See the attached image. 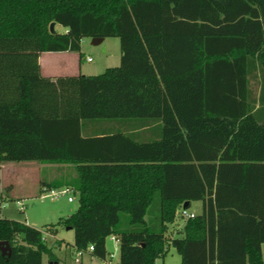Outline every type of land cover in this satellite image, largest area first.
<instances>
[{"label":"trees","instance_id":"trees-1","mask_svg":"<svg viewBox=\"0 0 264 264\" xmlns=\"http://www.w3.org/2000/svg\"><path fill=\"white\" fill-rule=\"evenodd\" d=\"M95 37L120 39L119 66L42 75L41 53ZM23 161L65 167L40 191L79 194L47 227L75 251L105 259L112 236L120 264L171 246L181 264H264V0H0V163ZM187 201L203 211L170 238ZM2 241L0 264L56 256L15 219Z\"/></svg>","mask_w":264,"mask_h":264},{"label":"rangeland","instance_id":"rangeland-1","mask_svg":"<svg viewBox=\"0 0 264 264\" xmlns=\"http://www.w3.org/2000/svg\"><path fill=\"white\" fill-rule=\"evenodd\" d=\"M56 31L65 33L67 29L57 24ZM81 51L87 58L91 56L93 59L92 62L87 60L81 64L84 73L99 75L108 68L121 64V42L118 37H107L100 43H95L93 38H84ZM63 169L65 167L59 168L50 164L43 166L33 161L0 163V217L15 219L43 231L48 239V246L56 255L46 254L43 264H120V245L112 236L107 239L108 254L105 259L85 252L81 262L77 263L76 251L73 248L75 242L73 229L59 225L55 237L47 234V232L53 234V226L47 230L48 226L55 225L61 218L71 216L79 207V194L76 192L52 199L45 196L47 191H40L43 181H52L55 174H61ZM69 196H72L74 200L69 201ZM19 203L25 207V210H21ZM187 211L196 215L200 214L202 203L194 201ZM185 219L180 213L178 214L176 222L170 227L168 237L183 236L180 231L185 224ZM181 262L182 257L174 246H171L165 257L157 260V264H181Z\"/></svg>","mask_w":264,"mask_h":264},{"label":"crops","instance_id":"crops-1","mask_svg":"<svg viewBox=\"0 0 264 264\" xmlns=\"http://www.w3.org/2000/svg\"><path fill=\"white\" fill-rule=\"evenodd\" d=\"M56 26H57V24H56ZM104 40H105V38L102 41H104ZM88 58L92 59L91 56H88ZM88 58L82 53V51H80V52H75V51H59V52L58 51H48V52H43L40 54L39 62H40L41 72H42L43 76L51 77V78H58V77L74 76V75H80V74L91 75L89 73H84L82 70V65H81L82 63L87 61ZM92 61H93V59L90 62H92ZM33 162H36V161H33ZM37 163H39V162H37ZM40 164L43 166L48 165V164H43V163H40ZM1 165L3 167L5 166L4 164H1ZM50 165L51 166L52 165L58 166L59 168L63 167L62 165H55V164H50ZM61 174L60 173L55 174L54 179L57 177H60ZM3 187H4V184H3ZM192 203L190 204V206L192 205ZM202 211H203V205H202ZM202 211H201V213H202ZM47 234L50 237H55V234H51L49 232H47ZM45 238L48 241L47 237H45ZM62 245L63 246L65 245L64 241L62 242ZM262 253H263V257H264V244L262 245ZM52 262H54V261H52Z\"/></svg>","mask_w":264,"mask_h":264},{"label":"built area","instance_id":"built-area-1","mask_svg":"<svg viewBox=\"0 0 264 264\" xmlns=\"http://www.w3.org/2000/svg\"><path fill=\"white\" fill-rule=\"evenodd\" d=\"M91 58H88V61H91ZM71 192H75L73 188L71 187H62V188H52L50 190L47 191V193L45 194V196L47 197H51L52 199H57L60 198L61 196H67L69 193ZM69 201H73L74 198L72 196L68 197ZM20 205L21 210H24L25 207L23 205ZM181 216L183 217H195L196 214L194 213H189L186 209H183V211L180 213ZM113 239L116 241V243H119V240L116 237H113ZM94 247L91 246L89 251H93ZM84 251H76V259L75 261L77 263L81 262V257L84 255Z\"/></svg>","mask_w":264,"mask_h":264},{"label":"water","instance_id":"water-1","mask_svg":"<svg viewBox=\"0 0 264 264\" xmlns=\"http://www.w3.org/2000/svg\"><path fill=\"white\" fill-rule=\"evenodd\" d=\"M50 31L51 33L55 34L57 31H56V23L53 22L51 23L50 25ZM94 39V42L95 43H100L104 38L102 37H95L93 38ZM189 205H190V202L187 201L185 204H184V209H188L189 208ZM69 229H72L71 227H69ZM0 248H1V251H2V254L4 256H10L11 255V247H10V244L8 241H2L0 243Z\"/></svg>","mask_w":264,"mask_h":264}]
</instances>
